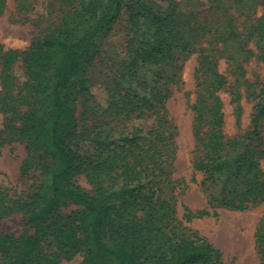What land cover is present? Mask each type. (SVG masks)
I'll return each instance as SVG.
<instances>
[{"label": "rangeland", "instance_id": "rangeland-1", "mask_svg": "<svg viewBox=\"0 0 264 264\" xmlns=\"http://www.w3.org/2000/svg\"><path fill=\"white\" fill-rule=\"evenodd\" d=\"M80 1L0 0V56L10 50L27 52L33 40L68 24ZM107 5L108 0H98L90 13L101 14ZM261 13L257 0H124L109 29L90 42L84 71L62 90L72 118L68 130L72 126L81 135L78 151L82 159L93 165L102 160L101 151L107 154L114 149L120 164L127 156L141 160L136 167L147 165L145 185L152 190L160 188L157 195L162 207L156 206L155 211L165 213V231H170L173 239L195 231L220 249L226 264H260L254 233L264 219V203L243 210L217 208L215 214L185 220L187 211L208 208L199 185L202 173L194 171L191 164L194 126L201 109L205 112L203 130L215 126L231 137L250 129L253 106L264 97V39L256 43L251 33V23ZM158 40H162L166 57L158 59L155 57L160 55L155 54L141 65L136 47L148 48ZM6 69L4 72L0 62V194L4 195H0V205L7 204V197L27 198L42 180L34 166L22 174L29 150L17 131L8 126L10 112L17 127L31 107L23 85L27 76L19 60ZM155 89L166 94L164 118L159 117L157 108H143L139 101L144 95H155ZM258 127L264 148V117ZM169 132L173 136L168 141ZM106 172L102 174L103 186L116 179L119 169ZM76 179L88 191L96 187L85 172ZM119 184L120 177L112 188ZM172 198L173 212L169 213L166 208ZM11 208L14 210L0 214V233L16 238L31 233L22 212ZM79 208L66 201L55 214L65 216ZM60 264H85L84 253L63 256Z\"/></svg>", "mask_w": 264, "mask_h": 264}, {"label": "trees", "instance_id": "trees-1", "mask_svg": "<svg viewBox=\"0 0 264 264\" xmlns=\"http://www.w3.org/2000/svg\"><path fill=\"white\" fill-rule=\"evenodd\" d=\"M97 1L81 0L80 8L74 11L68 24L33 40L27 52L10 50L0 56L4 72L9 64L19 60L27 76L23 85L31 107L24 111L21 116L24 121L17 127L13 125L16 118L10 116V112L8 126L17 131V137L22 138L29 150L21 165L22 174L34 166L42 177L39 189L27 198L7 197V204L0 205V214L14 210L12 206L21 211L23 222L32 228L31 233L17 238L0 233L2 264H60L63 256L78 251L84 253L85 264H226L220 249L195 231H189L186 236L180 234L175 239L170 231H165L168 228L163 220L166 215L155 211L156 206L162 207L157 195L160 188L152 190L145 185L147 165L136 167L141 160L136 162L135 157L131 160L127 156L122 157L120 164L115 157L118 153L112 149L107 154L101 151L102 160L91 165L79 154L81 135L72 126L68 130L67 124L72 118L62 90L84 71L90 57V42L98 33L109 29L124 2L108 0L107 8L93 15L90 12ZM257 1L262 13L251 23V33L259 43L264 39V0ZM233 34L236 36L237 32ZM136 50L141 65L155 54L160 55L155 57L158 59L166 57L162 40L154 41L148 48L136 47ZM261 59L264 62L262 52ZM155 90V95H144L139 101L143 108H157L159 117L164 118L163 96L166 94ZM235 111L238 123L239 110ZM204 115L201 109L196 114L191 164L194 171L202 173L199 185L208 208L195 213L187 211V221L215 214L217 208L243 210L264 203V168L261 167L264 148L258 127L264 117V97L253 106L250 129L231 137L225 136L219 127L203 130ZM238 130H241L239 126ZM172 136V132L167 134L168 141ZM160 163L164 162L160 160ZM117 168L116 179L103 186L102 174ZM162 171L163 166L158 172ZM82 172L96 184L93 190L88 191L77 183L76 177ZM118 177L120 184L113 189ZM66 201L80 208L65 216L56 215ZM173 203L174 199L172 205L167 203L169 213L173 212ZM254 238L259 263L264 264V219L258 224Z\"/></svg>", "mask_w": 264, "mask_h": 264}]
</instances>
